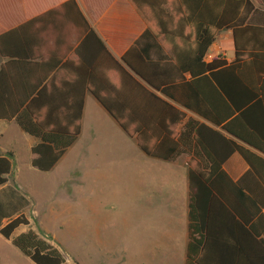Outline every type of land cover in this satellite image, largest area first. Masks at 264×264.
I'll return each mask as SVG.
<instances>
[{"label": "trees", "instance_id": "1", "mask_svg": "<svg viewBox=\"0 0 264 264\" xmlns=\"http://www.w3.org/2000/svg\"><path fill=\"white\" fill-rule=\"evenodd\" d=\"M52 1L30 14L24 0L27 20L13 27L18 0H0V120H14L37 138L31 165L49 171L73 144L89 92L145 154L163 160L188 154L184 264H264V157L238 141L264 153V0H128L147 27L120 58L77 0ZM45 28L52 38H26L30 29ZM226 28L233 58L206 62L217 32ZM185 30L194 39L178 40H190L193 52H161L163 40L171 46L170 35ZM160 95L210 125L186 119ZM234 153L248 165L237 180L222 168ZM12 159L11 151L0 154V186ZM8 216L0 203V219ZM22 224L28 219L16 214L0 224V234L35 264H71L32 229L12 237Z\"/></svg>", "mask_w": 264, "mask_h": 264}, {"label": "rangeland", "instance_id": "2", "mask_svg": "<svg viewBox=\"0 0 264 264\" xmlns=\"http://www.w3.org/2000/svg\"><path fill=\"white\" fill-rule=\"evenodd\" d=\"M90 117L80 142L49 171H40L26 160L24 141L31 136L14 124L4 132L3 145L13 146L19 156L14 164L16 179L11 172L0 188V203L9 215L0 224L24 214L28 224L17 227L12 237L32 229L58 247L71 264H184V168L166 161L159 167L164 182H135L127 180L129 175L125 179V161L131 160V168L136 169L141 153L135 144L130 153V140L122 134L127 139L122 141V132L113 128L112 120ZM152 192L158 203L146 207L144 194ZM171 201L177 203L175 209ZM160 228L174 235L157 245L155 234ZM0 264L35 263L0 234Z\"/></svg>", "mask_w": 264, "mask_h": 264}, {"label": "crops", "instance_id": "3", "mask_svg": "<svg viewBox=\"0 0 264 264\" xmlns=\"http://www.w3.org/2000/svg\"><path fill=\"white\" fill-rule=\"evenodd\" d=\"M255 2V0H253ZM78 5L80 6L81 10L83 13L86 15L88 18L90 24L92 27L96 30L98 35L102 38V40L105 42L109 50L112 52V54L120 58V56L130 47V45L143 33L145 28L147 27L146 23L143 21V19L139 16V14L136 12L132 4L128 0H77ZM18 3V4H17ZM15 5H14V14H13V27H16L27 20V14L24 9V0H18ZM27 3L29 4V13H35L38 14L42 10H37V8L32 9L33 7H37V5H44L42 6L43 8H47L48 6L55 5L52 0H27ZM29 14V15H30ZM34 15V14H33ZM31 17V16H29ZM45 28L41 32L34 33L33 29H30L28 33V37L26 38L29 39V41H32V38L35 36L36 38H52V30L50 28ZM172 38V43L170 46V42H166L163 40L162 43H165L164 45L162 44V53H170V48H176L177 52H193L195 47L194 44L190 43V40L187 41V43H181L179 42L178 39L182 38H188V39H194L195 37V32L194 31H181L178 33V31L173 32L172 35H170ZM160 37L163 39L165 36L160 35ZM51 46V42H48L47 46ZM176 46V47H174ZM46 48V47H45ZM51 48V47H50ZM29 49H32V51H35L37 47L30 46ZM232 50V53H229V50ZM161 50V49H160ZM39 51V50H38ZM46 51V50H44ZM233 53H234V47H233V38H232V30L231 29H221L217 32L216 39L212 42V44L209 46L208 51L204 57V60L206 62H209L212 60L213 57L216 56H223L225 57L228 61L233 58ZM151 58L154 59L155 56L154 54L151 53ZM4 58L0 56V65L4 62ZM186 77H189V74H186ZM162 98L165 100L169 101L172 103L175 107L178 109L182 110L185 113V118H193L199 121H205L203 118H201L199 115L196 113L192 112L191 110H188L179 104L175 103L174 101L160 95ZM97 115L105 119L104 116L109 118V120H112L113 124H115L113 127L114 129L116 128L117 131H121L120 136L122 134L126 136L130 141V153L132 149V145L135 144V147L138 148V152H140V166L136 167V169L131 168V160H126L125 161V167L126 170H130L126 173V170L124 171L125 173V179L127 178L130 180H133L135 182H141V183H149V182H164L166 180V176L164 173H159V167L162 166L163 162H168L171 165L174 166H182L185 171V176L184 180L186 182V193L185 196L182 198V207H183V213L182 216L185 217V225L184 226V231L186 234L185 237V251H186V244L188 240V166H187V158L188 154L187 153H181L179 156H177L173 160H163L160 158L152 157L147 154H145L143 151L140 150V148L137 146L136 140L133 137H129L126 135V133L119 127V125L113 120V118L104 110V108L98 103V101L90 94L89 92L85 93L84 97V104H83V111H82V118H81V130L79 135L77 136L76 140L73 142V144L64 152V154L61 156L63 157L68 150H70L72 147H74L76 144L80 142L82 139L83 133H84V127L85 123L87 122L86 119L92 118L90 115ZM89 116V117H87ZM94 118V122H96ZM107 120V119H105ZM4 125L5 128L0 129V137L3 136L4 132L9 131V128L11 127L12 124L18 126L14 120H0V125ZM210 125V123H208ZM19 127V126H18ZM20 128V127H19ZM217 128V127H215ZM116 131V130H115ZM24 132V131H23ZM25 133V132H24ZM27 134V133H26ZM227 134V133H226ZM28 135V134H27ZM229 135V134H227ZM30 136V135H29ZM122 136V141L126 142L125 137ZM231 136V135H229ZM32 139H29V141H24V150L28 153L26 156V160L30 163L31 160V152L30 148L32 145H34L38 140L37 138L31 136ZM131 140L134 142L132 143ZM238 140V139H237ZM242 145L245 147L249 148L250 150L254 151L255 153L261 155L264 157V153H262L260 150L250 146L249 144L238 140ZM134 146V145H133ZM134 148V147H133ZM11 151L13 153V159H12V171L14 178L16 179L17 177V168L14 169L15 167V161L16 158L19 156L16 152V149H14L13 146L11 145H3V141L0 140V154H5L6 152ZM18 155V156H17ZM139 155V153H138ZM59 161V160H58ZM32 166V165H31ZM222 168L225 170L227 175L232 179V180H237L239 179L242 174L247 170L248 165L247 163L243 160V158L237 154L234 153L230 155L223 163ZM14 179V180H15ZM5 184H3L1 187H3ZM155 192L158 190L159 193L161 191L156 188L154 189ZM149 192V191H147ZM155 192H152L151 196L147 193L144 194V205L148 207V205L152 206L158 203L155 201L153 194ZM163 194V193H162ZM177 203L175 201H171L170 205L175 209ZM157 211V210H156ZM221 231L224 229V227L221 228H215V230ZM174 235L173 231H165L163 228L157 229L155 237L157 240H160V243L157 245H162L163 242L162 240H169Z\"/></svg>", "mask_w": 264, "mask_h": 264}, {"label": "water", "instance_id": "4", "mask_svg": "<svg viewBox=\"0 0 264 264\" xmlns=\"http://www.w3.org/2000/svg\"><path fill=\"white\" fill-rule=\"evenodd\" d=\"M122 61V60H121Z\"/></svg>", "mask_w": 264, "mask_h": 264}]
</instances>
